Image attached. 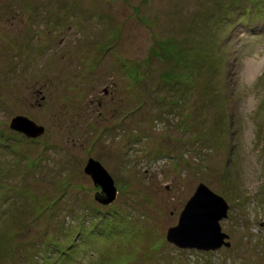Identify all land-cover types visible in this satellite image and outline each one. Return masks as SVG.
Returning <instances> with one entry per match:
<instances>
[{
    "label": "rangeland",
    "instance_id": "374dc122",
    "mask_svg": "<svg viewBox=\"0 0 264 264\" xmlns=\"http://www.w3.org/2000/svg\"><path fill=\"white\" fill-rule=\"evenodd\" d=\"M201 184L229 248L166 240ZM0 264H264V0H0Z\"/></svg>",
    "mask_w": 264,
    "mask_h": 264
},
{
    "label": "water",
    "instance_id": "95a60500",
    "mask_svg": "<svg viewBox=\"0 0 264 264\" xmlns=\"http://www.w3.org/2000/svg\"><path fill=\"white\" fill-rule=\"evenodd\" d=\"M13 131L28 138L41 137L45 129L24 117H17L10 123ZM97 188L101 189L98 201L108 205L116 200L117 191L112 177L102 165L90 160L85 168ZM229 206L226 201L201 184L182 212L178 225L167 232L168 243L181 250H199L204 252L230 247L229 237L222 232L221 220L227 218Z\"/></svg>",
    "mask_w": 264,
    "mask_h": 264
}]
</instances>
